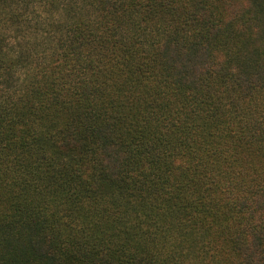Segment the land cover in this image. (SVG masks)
Masks as SVG:
<instances>
[{"label": "trees", "instance_id": "1", "mask_svg": "<svg viewBox=\"0 0 264 264\" xmlns=\"http://www.w3.org/2000/svg\"><path fill=\"white\" fill-rule=\"evenodd\" d=\"M0 264H264V0H0Z\"/></svg>", "mask_w": 264, "mask_h": 264}]
</instances>
